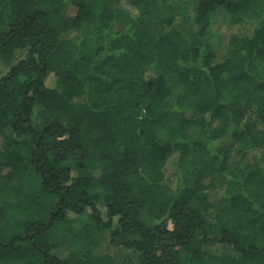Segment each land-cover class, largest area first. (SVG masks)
Listing matches in <instances>:
<instances>
[{
	"label": "trees",
	"instance_id": "obj_1",
	"mask_svg": "<svg viewBox=\"0 0 264 264\" xmlns=\"http://www.w3.org/2000/svg\"><path fill=\"white\" fill-rule=\"evenodd\" d=\"M0 264H264V0H0Z\"/></svg>",
	"mask_w": 264,
	"mask_h": 264
},
{
	"label": "rangeland",
	"instance_id": "obj_2",
	"mask_svg": "<svg viewBox=\"0 0 264 264\" xmlns=\"http://www.w3.org/2000/svg\"><path fill=\"white\" fill-rule=\"evenodd\" d=\"M222 15H223V13L221 12V10H219L218 13H217V17L221 20V21H219L220 24H223L224 23V21H222ZM168 174L169 175L172 174L171 168H170V171H168Z\"/></svg>",
	"mask_w": 264,
	"mask_h": 264
}]
</instances>
